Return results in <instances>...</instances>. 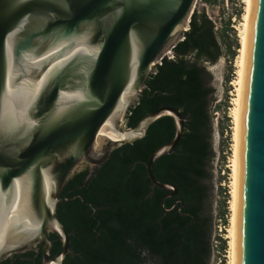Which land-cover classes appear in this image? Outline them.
Segmentation results:
<instances>
[{
  "label": "water",
  "instance_id": "1",
  "mask_svg": "<svg viewBox=\"0 0 264 264\" xmlns=\"http://www.w3.org/2000/svg\"><path fill=\"white\" fill-rule=\"evenodd\" d=\"M197 0H0V262L40 251L43 264H66L71 234L57 215L67 181L101 166L123 145L147 136L163 115L172 140L185 129L172 106L126 116L156 65L189 29ZM116 132L124 136H116ZM62 240L52 255L49 234ZM237 264H264V0H254L240 136Z\"/></svg>",
  "mask_w": 264,
  "mask_h": 264
},
{
  "label": "trees",
  "instance_id": "2",
  "mask_svg": "<svg viewBox=\"0 0 264 264\" xmlns=\"http://www.w3.org/2000/svg\"><path fill=\"white\" fill-rule=\"evenodd\" d=\"M242 10L234 14L240 16ZM239 40L232 15L222 18L216 29L205 9L194 10L173 56L156 65L126 116L127 126L134 127L161 106L181 111L185 129L179 143L154 162L156 177L176 185L178 193L167 196L163 206V197L174 190L156 185L146 167L150 155L176 134L175 118L166 114L150 125L146 137L116 149L101 166L77 171L65 184L57 215L71 234L67 264H211L208 180L215 156L211 114L215 87L209 65L219 60L224 47L233 59L241 49ZM49 236L55 255L62 240L55 233ZM38 247L40 251L16 253L0 264H43Z\"/></svg>",
  "mask_w": 264,
  "mask_h": 264
},
{
  "label": "rangeland",
  "instance_id": "3",
  "mask_svg": "<svg viewBox=\"0 0 264 264\" xmlns=\"http://www.w3.org/2000/svg\"><path fill=\"white\" fill-rule=\"evenodd\" d=\"M241 8L243 9L241 15L236 16L234 12ZM195 9L199 11L205 9L209 17L217 22L219 27H221L222 18L225 19L232 15V25L237 30L240 39L247 11L246 0H217L215 4H210L206 0H197ZM240 55V49H237V55L231 59L224 47V53L219 60L215 64L209 65L215 87L211 104L212 143L215 156L211 161V178L208 180L211 188L209 204L213 213L211 264H231L232 262L231 226L234 200L232 163L235 153V99L237 96L236 83L241 68ZM228 76L232 80L227 81ZM222 129L224 133L221 132ZM222 215L224 217H221ZM219 236L223 237L224 241L220 240Z\"/></svg>",
  "mask_w": 264,
  "mask_h": 264
},
{
  "label": "bare ground",
  "instance_id": "4",
  "mask_svg": "<svg viewBox=\"0 0 264 264\" xmlns=\"http://www.w3.org/2000/svg\"><path fill=\"white\" fill-rule=\"evenodd\" d=\"M247 11L245 13L244 26L241 30V55H240V70L239 78L237 80V96L235 99V153L233 159L234 169V181H233V207H232V226H231V244H232V262L231 264H237L238 259V219H239V171H240V136H241V118H242V107L244 97V86L248 56V46L251 32L254 0H246ZM118 136H124V133L116 132L115 138Z\"/></svg>",
  "mask_w": 264,
  "mask_h": 264
},
{
  "label": "built area",
  "instance_id": "5",
  "mask_svg": "<svg viewBox=\"0 0 264 264\" xmlns=\"http://www.w3.org/2000/svg\"><path fill=\"white\" fill-rule=\"evenodd\" d=\"M210 18H211V17H210ZM214 22H215V21H214ZM215 24H216V29H218V28H219V25L217 24V22H215ZM166 56L172 57V56H173V52H172V51L168 52ZM161 61H162V60H161ZM161 61H160V63H161Z\"/></svg>",
  "mask_w": 264,
  "mask_h": 264
},
{
  "label": "flooded vegetation",
  "instance_id": "6",
  "mask_svg": "<svg viewBox=\"0 0 264 264\" xmlns=\"http://www.w3.org/2000/svg\"><path fill=\"white\" fill-rule=\"evenodd\" d=\"M87 166H89L88 164H86V165H84L82 168H81V170H84ZM91 167V166H90ZM91 170L93 169L92 167L90 168ZM81 170H79V171H81ZM67 259V258H66ZM66 263V262H65ZM67 264V263H66Z\"/></svg>",
  "mask_w": 264,
  "mask_h": 264
}]
</instances>
